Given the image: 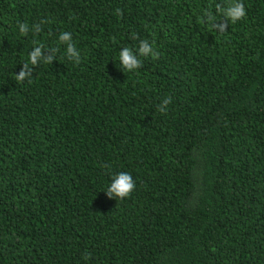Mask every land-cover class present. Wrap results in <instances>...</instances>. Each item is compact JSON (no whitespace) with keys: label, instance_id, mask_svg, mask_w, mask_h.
Listing matches in <instances>:
<instances>
[{"label":"trees","instance_id":"1","mask_svg":"<svg viewBox=\"0 0 264 264\" xmlns=\"http://www.w3.org/2000/svg\"><path fill=\"white\" fill-rule=\"evenodd\" d=\"M215 2L0 0V264H264V0L223 32ZM33 41L56 60L19 83Z\"/></svg>","mask_w":264,"mask_h":264},{"label":"clouds","instance_id":"2","mask_svg":"<svg viewBox=\"0 0 264 264\" xmlns=\"http://www.w3.org/2000/svg\"><path fill=\"white\" fill-rule=\"evenodd\" d=\"M114 14L122 15V11L116 9ZM245 16L246 8L242 0H216L214 5H209L201 13L199 20L210 30L223 32L227 30L229 22L236 24L244 19ZM17 26L22 36H26L29 33L30 29L27 23L18 22ZM31 30L39 33L42 29L37 24L33 25ZM132 39H138V37L133 34ZM59 42L66 45L65 55L67 59L78 65L81 62V53L73 42L72 34L70 32H62L59 35ZM33 45L32 50L28 54V61L22 64V69L16 73L15 79L19 83H23L25 80L30 83L33 76V68L38 66L40 62L53 63L56 60V52L58 49H45L44 45L37 41H33ZM46 52L48 53L47 56L45 55ZM148 56H151L153 59H159L160 57L159 51L155 50L148 40H141L135 50L131 47H123L119 52V69L123 72L138 70L143 67L140 58ZM171 102V97L163 98L157 105V110L162 114H166ZM135 190L136 182L132 175L127 172H118L112 174L111 182L103 192L109 199L119 201L130 197Z\"/></svg>","mask_w":264,"mask_h":264}]
</instances>
